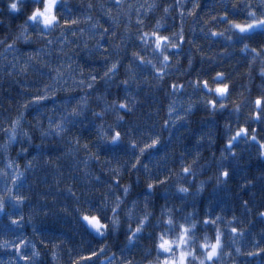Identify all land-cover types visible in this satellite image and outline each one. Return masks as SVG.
Returning <instances> with one entry per match:
<instances>
[{"label": "trees", "instance_id": "16d2710c", "mask_svg": "<svg viewBox=\"0 0 264 264\" xmlns=\"http://www.w3.org/2000/svg\"><path fill=\"white\" fill-rule=\"evenodd\" d=\"M123 11L117 9L114 0H63L58 12L61 17L67 16L72 19L78 17L80 24L74 30L77 31L78 37H73L71 32H67L68 39L71 44H60L59 29H54L50 34L46 35L44 39H37L34 34L32 38L36 40L35 44H24L22 41L16 43L17 50H9L5 52V44L13 42V37L18 33L19 25L25 19L24 14L12 13L8 9L9 0H0V129L9 126V122L14 118L19 110V104L23 99H29L26 89L35 88L45 82L38 77L33 68H29L27 74L20 73V67L24 64L26 57L24 53L35 52L37 48H43L44 52L41 54L45 61L51 60L53 65H69L71 64L76 69L77 79H86L87 72L84 75L79 74V65H82L86 70L95 68L96 73L104 70L105 60L103 56H111L114 61L117 51L121 59L119 71L113 76V84L108 88L107 98L103 102L92 101L93 107L96 110L104 108L105 104H110L111 101L116 100L129 103L132 111L125 116V121L121 122V130L132 127L137 130V135L140 130L150 132L153 136L159 135L161 142L157 149L150 153L153 162L149 164L154 174L158 173L161 177L167 176V169H172L173 172H179V169L187 165L196 153L200 156L197 163L193 165L196 175L189 176L186 173H179L180 178L172 176L170 183L167 185L169 195L171 197L170 204H180V199L175 193L177 183L190 188L191 194L187 197L190 202L184 208V212L192 211L193 207L200 213L199 219H203V214L206 208L212 213L214 218L217 214L221 215L223 219L220 221V226L225 233L230 232L231 227L244 229V234L236 235L237 245L242 247V250H251L250 245L253 240V234L257 240H264V235L261 234V229L264 228V220H262L257 212L264 207V177L261 173L264 172V157L258 155V146L255 141L245 144L243 141L236 143L235 151L239 153L238 157L229 159L225 164L231 168V177L226 184L216 185L215 173L217 172L216 160L219 158L222 151V143L227 136L234 133L236 127L242 123H246L247 114L252 111L251 102L262 91L261 85L264 84V78L260 76V61L256 60L251 68L248 67V60L250 56L239 51L240 45L235 46V50L229 46L228 42L223 37L206 38L200 31L203 21L200 16L208 13L210 9L211 15H216L218 9H213L215 0H199L201 7L197 9L196 16H189L188 10L191 9L193 0H179L177 6L176 0H122ZM91 3L92 8L87 5ZM104 4V8L100 5ZM133 7L129 11L128 5ZM140 15L137 16L136 9L141 5ZM153 4L155 7L148 9V5ZM231 0H229L230 8ZM171 5L168 13L164 12V7ZM112 9V14L115 16L120 13V24L116 37L112 43H109V38L105 35L103 38L98 37L90 31L91 23L99 21L105 28H113L114 26L109 21L108 16L105 15L107 9ZM147 9V11H145ZM183 10L185 15L183 18V29L185 34V41L182 42L179 50L167 49L166 54L171 57L170 64L173 65L165 69L166 75L164 80L158 82L155 77L156 73L148 66L144 71L136 69L135 65L139 61L132 62L131 52L138 51L140 55H144L147 59H152L158 64V60L162 59L159 54L153 53L152 45L147 49L137 39L136 29L138 27L137 20L144 21L143 31H159L161 35H169L172 31H179L181 25L180 11ZM127 13V14H125ZM91 16L92 21H86L85 17ZM129 18L131 23L129 24ZM207 16H205V19ZM160 21V28L156 29L155 25ZM131 29L130 38L126 42H121V36L127 37L128 34L124 32L125 26ZM215 30H223V25H212ZM79 28L84 29V35H79ZM103 29H100L102 31ZM208 27H205V31ZM30 34L33 30L29 29ZM91 37V38H89ZM100 39L104 48H95L96 39ZM53 40L52 45H47L46 40ZM152 41L154 38L149 37ZM179 41V36L176 37ZM197 44L199 50L193 47L192 43ZM87 42L88 49L83 47ZM260 37H254L250 43L253 47L258 46ZM120 43V49H115L113 44ZM75 44V47H72ZM64 48L68 51L67 56L56 49ZM228 49V54L221 51ZM107 49V51H105ZM51 52L48 56L46 53ZM177 52L179 55L177 56ZM203 53V55H201ZM20 56L21 59L17 62L16 67H12L14 57ZM192 57V67L188 68V58ZM177 59L179 63L177 64ZM74 62V63H73ZM133 63V71L135 76L125 71V65ZM35 63V62H33ZM111 61H109V64ZM38 67V65H37ZM47 71V69H45ZM216 71H222L226 74L227 81L230 82L232 94L224 103H228L229 107L223 111H217L215 115L210 114V109L206 108L203 103L197 104L191 115L188 117L190 123L184 124L180 127L163 126V120L169 118L168 106L173 104L176 109V115H183L182 109L187 106L189 98L196 100L202 95L205 98H213L207 94V90L203 92L194 91L190 86L191 81L199 79H208L210 86L214 87L216 81L212 80ZM11 73V74H8ZM181 73H183L181 75ZM147 77V79H145ZM129 78L130 84L123 85L119 81ZM184 84L185 88L179 92H173L171 84ZM104 84L97 82V90L104 91ZM91 91V90H89ZM243 93V97L238 93ZM126 93H131V96H126ZM83 94V93H81ZM63 97V93H60ZM134 98V102H133ZM235 100L237 103H242L243 110L237 114L231 110V101ZM126 109H121L120 114L124 115ZM116 113L113 111L106 112L104 116L105 126L113 123ZM35 110L29 109L26 113V119L22 121L25 129H30L29 135L33 137L31 144L27 140L13 142L9 148L8 157L15 158L18 163H25L26 159H31L38 151H43V155L36 163L34 169L26 172L27 179L25 180L24 194L29 199L24 203L22 210H13L17 215H24V224L19 230L5 235L0 232V239H12V235H19L21 232L27 236L32 243H34L42 255L39 258L41 264H56L52 260L51 252L53 251L51 245L58 241H63L56 249L59 264H70V258L67 249L73 248L83 240L87 239V225L81 219V214L75 209L77 202L72 195L66 191L67 186H71L73 192L79 197L80 206L83 211H87L86 201H91L92 205L99 203L103 195L107 191L106 185L111 183L116 184L115 180L111 179L112 169L117 160H123L126 156L131 157V151H113L111 148L100 145L94 139L95 125L99 121H93L91 111L85 113L80 119V122L71 130L68 135L61 136H46L43 138L41 144L40 132L34 128ZM175 117H173L174 119ZM229 122L232 129L229 131L225 128V123ZM44 126H47V119L45 118ZM250 127H256L258 133H264V125L258 123L247 122ZM171 128V131H169ZM213 136L214 143H209L207 136L202 142L197 143V137L202 133H208ZM73 137H79L80 145L75 143ZM6 137L0 131V144H3ZM86 141H91L90 149L100 156V161L91 159L88 161V167L85 169L83 161L87 158V150L82 147ZM21 146L28 147V153L20 152L18 150ZM39 146V147H38ZM126 145H122V149H126ZM63 153V155H62ZM167 153V158L158 160V158ZM183 153V156L181 155ZM149 157L144 158V162L148 163ZM46 160H51V163H46ZM111 160V163H109ZM183 160L184 164H181ZM6 160L4 154L0 152V168H3ZM85 171L89 173L85 176ZM139 175V179H138ZM99 176V180L94 178ZM212 177V179H209ZM23 179V178H22ZM148 176L143 172L142 168L139 173L133 171L129 173L127 166L121 170L120 183L130 184L131 194L126 200V207L132 208L131 201L137 197L142 198L146 192L145 184L148 181ZM245 181H252L251 185H246ZM203 183V190L199 193L197 189ZM244 185V187H241ZM122 195V193H121ZM111 198V194H109ZM183 196V194H179ZM247 200L248 207L251 212L245 210L242 201ZM154 203L156 204V212L159 213V205L164 203L163 190L157 186ZM66 209V211L64 210ZM143 209V201L134 209L138 213ZM31 214L34 220L29 221L28 216ZM108 215H111L109 210ZM124 212L121 211L123 217ZM233 215L237 218L230 225L225 227V224ZM197 218L195 215L193 219ZM6 217L0 214V222L6 221ZM135 227V222L132 224ZM205 229L201 227L196 236L198 242L203 239ZM210 238L214 239V228L208 232ZM145 239L142 241V246L137 248L135 256L137 260L141 258L147 260L153 258L156 253L152 250V255L146 257L144 248L148 247L150 241L147 239V232L144 234ZM41 240L45 241L49 246L47 248L41 244ZM124 229L109 237V243L113 245L111 252L116 253L117 260L121 253L120 249L124 247ZM224 242L229 245L233 255L235 254L234 247L230 245L227 235L224 237ZM94 243H96L94 241ZM103 243V241H99ZM98 246V245H97ZM225 248V251L229 250ZM11 249H0V261L8 264L10 259ZM30 254L31 249H28ZM83 254V253H82ZM72 258H75V253ZM237 264H264V257H246L237 256ZM222 264H231L229 258H224Z\"/></svg>", "mask_w": 264, "mask_h": 264}, {"label": "snow or ice", "instance_id": "6c2138e0", "mask_svg": "<svg viewBox=\"0 0 264 264\" xmlns=\"http://www.w3.org/2000/svg\"><path fill=\"white\" fill-rule=\"evenodd\" d=\"M63 0H9L8 9L12 13L24 14L25 19L22 24L19 25L18 33L13 37V42L5 44V52L9 50H17L16 43L22 41L24 44H35L36 40L32 38V35L37 39L46 38L47 34H50L54 29H59L60 44L63 46L65 43L71 44L72 42L66 35L67 32H71L73 37H78L77 28L80 24V19L74 17L72 19L61 17L58 9L61 7ZM117 9L123 11L122 0H114ZM177 6H179V0H176ZM90 9L93 7L91 3L87 5ZM104 8V4L100 5ZM132 5H128V10L132 9ZM155 7L153 4L148 5V9ZM201 7L199 0H193L191 9L188 10L189 16H196L197 9ZM213 9H218L216 15L204 13L200 16L203 24L200 27V31L206 38L211 37H223L230 47L235 50L237 44L240 45L239 51L246 53L250 56L248 60V67L251 68L256 60L260 61V76L264 78V0H231L229 8V0H215ZM144 5L141 4L137 9V16L140 15L141 9ZM171 5L164 7V12L168 13ZM147 11V9H145ZM127 14V13H125ZM105 15L108 16L109 21L114 26L113 28H105L99 23L98 20L95 23H91L90 31L103 38L105 35L109 38L111 44L113 39L117 35L115 29L119 28L120 13L115 16L112 14V9L109 8L105 11ZM184 11H180L181 25L179 31H172L169 35H161L159 31H143L144 21L142 19L137 20L136 37L137 39L147 47L151 44L152 50L155 54L162 56V59L158 60L159 66L152 59H147L144 55H140L138 51L133 50L131 52L132 62L139 61L135 65L139 71H144L148 66H151L152 70L157 74L155 79L158 82L164 80L166 75L165 69L172 67L170 64L171 57L166 54V50L177 49L179 50L182 42L186 37L183 29ZM205 16L207 18L205 19ZM86 21L91 22L92 17H85ZM212 25H223V30H215ZM131 19L129 18V24ZM160 21H157L155 28H160ZM208 30L205 31V27ZM33 30L30 34L29 29ZM100 29H103L100 31ZM124 32L128 34L127 37L121 36V42H126L127 38L131 36V29L126 25ZM84 29L79 28V35H84ZM179 36V41L176 37ZM260 37L258 46L253 47L250 41L254 37ZM149 37L154 38L150 41ZM91 38V37H89ZM192 43L193 47L199 50L197 44ZM3 43V40H0ZM47 45H52L53 40L47 39ZM72 44V47H75ZM83 47L88 49L87 42ZM115 49H120L121 44H113ZM95 48H104L100 39H96ZM62 56H67L68 51L64 48L56 49ZM107 51V49H105ZM221 51L228 54V49H222ZM43 48H37L35 52H26L24 64L20 67V73L27 74L28 69L31 67L34 69L36 75L42 78L45 82L35 88H29L25 91L30 97L29 99H23L19 104V110L14 118L9 122V126L0 131L6 137L3 144H0V152L4 154L6 163L3 168H0V214L6 217V221L0 222V232L5 235L11 234L20 228L24 224V215H17L13 210H22L24 203L29 199L24 194L26 187L25 180L27 179L26 172L34 169L36 163L43 155V151H38L36 155L31 159H26L23 167L16 161L15 158L8 157L7 152L9 146L16 141L27 140L28 144H31L33 137L29 135L30 129L23 127L22 121L26 119V113L29 109L35 110V124L34 128L38 127L41 136V144H43V138L46 136H65L68 135L71 130L80 122V119L86 112L91 111L93 121H99L95 125V137L100 145L111 148L113 151H131L132 156H126L123 160H117L116 165L109 171L112 173L111 179L116 181V184L111 183L106 185L107 191L103 195V198L99 203L92 205L91 201H86L87 211H83L80 206L79 197L73 192L71 186L66 187V191L74 197L77 202L76 211L81 214V219L86 222L87 225V239H83L75 249L68 248V254L70 258V264H222L224 258H229L231 264H237V256L246 257H264V240H257L255 234H253V240L250 245L251 250H242L241 246L237 245L236 235H243L244 229H238L231 227L230 232L225 233L220 226V221L223 217L217 214L214 218L209 208H206L203 214V219H199L200 213L195 207L192 211L184 212V208L190 203L187 197L191 194L190 188L177 183L175 187V193L180 199V204H170L171 197L167 185L171 181L172 176L180 178L179 173H186L189 176H195L196 172L193 165L197 163L200 153L197 152L196 156L189 161L187 165H184L179 169V172H173L172 169H167L168 175L161 177L159 172L154 174L149 164L153 162L150 153L157 149L161 142L159 135L153 136L150 132L140 130L137 135V130L132 127L121 130V122L125 121V116L132 111L129 103L124 101L117 102L111 101L110 104H105L101 110H96L93 107L92 101L103 102L107 98L108 88L113 84V76L119 71V65L121 64V57L119 52L116 53V58L113 61L111 56H103L105 60L104 70L96 73L95 68L85 69L82 65H79V74L82 76L87 72L86 79H77L76 69L71 64L53 65L51 60L45 61L42 59ZM46 55L51 56L52 53L48 52ZM179 53L177 52V56ZM203 55V53H201ZM21 59L20 56L14 57L12 67L15 68L17 62ZM109 61L111 63L109 64ZM35 62V63H33ZM125 65V71L135 76L133 71V63ZM177 64L179 59H177ZM74 63V62H73ZM38 65V67H37ZM188 68L192 67V57L188 58ZM47 69V71H45ZM11 74V73H8ZM183 73H181L182 75ZM219 78V82L215 83V86H210L208 79L197 78L191 81L190 86L194 91L203 92L207 90V94L213 98H205L203 95L196 100L189 98L187 106L182 109L183 115H176V109L173 104L168 106L169 118L163 120V126L180 127L184 124L190 123L188 117L191 115L194 107L203 103V105L210 109V114L215 115L219 111H223L229 107L228 103H224L225 100L232 94L230 88V82L227 81L226 74L222 71H216L212 77L213 81ZM147 79V77H145ZM104 84V91L97 90V82ZM120 84L129 85L130 79L125 78L119 81ZM184 84H177L173 82L171 89L173 92H179L184 89ZM262 91L251 102L252 111L246 116V123L240 124L236 127L233 134L227 136L223 141L221 147L222 151L219 158L216 160L217 172L215 173L216 185L226 184L231 177V168L228 167L225 162L229 159L238 157L239 153L235 151L236 143L243 141L248 144L251 141H255L258 146V155L264 157V133H258L256 127H250L247 122L258 123L264 125V84L261 85ZM91 90V91H89ZM60 93H63L61 97ZM83 93V94H81ZM126 96H131V93H126ZM243 97V93H238ZM134 102V98H133ZM231 110L239 114L243 110L242 103H237L235 100L231 101ZM121 109H126L127 112L124 115L120 114ZM113 111L116 113L113 123L105 126L104 116L106 112ZM173 117H175L173 119ZM47 119V126H44V119ZM227 130L232 129V125L229 122L225 123ZM171 131V128H169ZM208 133L202 132L197 137V143L203 141L205 136L209 143H214L213 136ZM77 145H80L79 137H73ZM236 142V143H234ZM91 141H86L82 147L87 150V158L83 161L85 169L88 167V161L95 159L100 161V156L96 152L92 151L89 147ZM126 145V149H122L121 146ZM39 147V146H38ZM28 147L21 146L18 150V154L28 153ZM63 155V153H62ZM183 156V153H181ZM148 156V163L144 162V158ZM167 158V153L162 154L158 160ZM46 163H51V160H46ZM111 163V160H109ZM181 164H184L183 160ZM127 166L129 173L134 170L139 173L142 168L143 172L147 174L148 181L145 184L146 192L142 198L137 197L131 201L132 208L126 207V200L131 194L132 186L130 184H121L120 176L121 170ZM89 173L85 171V176ZM261 177H264V172L261 173ZM23 178V179H22ZM99 180V176L94 178ZM139 179V175H138ZM212 179V177H209ZM252 181H245L246 185H251ZM157 186L163 190L164 203L159 205V213L156 212V204L154 203V197ZM244 187V185H241ZM203 190V183L197 189V192ZM122 193V195H121ZM111 194V198L109 196ZM183 194V196H179ZM143 201V209L138 213L134 212V209ZM246 211L251 212V208L248 207V201H242ZM66 211V209H64ZM109 210L111 215H108ZM123 210L124 215L121 216ZM197 218L193 219V216ZM257 215L264 220V207L257 212ZM29 221L34 220V217L29 214ZM237 218L235 215L228 220L225 227L230 225ZM135 222V227L132 226ZM203 227L205 229L203 239L198 242L196 236L197 231ZM214 228V239L210 238L208 232ZM124 229V247L120 249V257L117 260L116 253L111 252L113 247L109 243V237L120 232ZM147 232V239L150 241L148 247L144 248V254L146 257L152 255V250H155L156 255L151 259H136L135 251L142 246V241L145 239L144 233ZM236 234V235H233ZM261 234L264 235V228L261 229ZM225 235L228 236L230 245L235 246L233 252L228 244L224 242ZM94 241L96 243H94ZM103 241V243H99ZM63 241H58L51 245L53 251L51 257L56 264H59L56 249ZM41 244L47 248L49 245L41 240ZM98 245V246H97ZM229 247L228 251L225 248ZM31 249L29 254L28 249ZM0 249H11L9 254L10 259L8 264H41L40 257L41 251L37 249L36 245L29 240L27 236H24L21 232L19 235H12V239H0ZM75 253V258H72ZM83 253V254H82ZM0 264L4 262L0 261Z\"/></svg>", "mask_w": 264, "mask_h": 264}]
</instances>
